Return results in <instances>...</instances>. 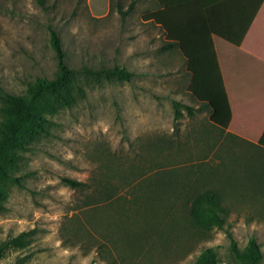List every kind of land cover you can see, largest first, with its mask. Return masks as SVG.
Returning <instances> with one entry per match:
<instances>
[{
  "label": "rangeland",
  "instance_id": "1",
  "mask_svg": "<svg viewBox=\"0 0 264 264\" xmlns=\"http://www.w3.org/2000/svg\"><path fill=\"white\" fill-rule=\"evenodd\" d=\"M117 1L123 10L135 1L124 20L116 12ZM0 3V92L21 94L36 79H52L56 66L49 30L57 33L70 67L116 66L132 74L129 82L90 85L85 99L46 115L48 133L24 153L16 181L0 183V245L30 234L25 246L3 248L0 264H106L94 241L84 245L74 240V222H84L77 210L81 196L61 178L91 184L102 177L110 182L113 176L115 198L130 199L159 173L184 177V184L176 186L184 189L177 197L172 188L166 189L161 209L167 208L156 231L162 235L142 242L134 256L117 251L107 235L101 238L115 261L120 253L129 259L117 264H194L209 247L220 264H238L224 231H195L185 220L189 188L200 191L207 185L223 195L226 227L236 247L243 249L254 240L261 256L258 264H264V181L254 184L248 172L252 166L233 170L231 162L233 156L244 161L246 153L264 163V154L241 142H223L225 135L221 138L210 127L204 113L188 117L182 110V118L173 120V101L194 110L198 106L186 91L184 59L177 50L161 51V29L143 19L154 10L147 0H44L45 9L36 0ZM226 144L232 148L229 158L223 151ZM123 176L128 178L124 183ZM169 219L175 220L171 228Z\"/></svg>",
  "mask_w": 264,
  "mask_h": 264
},
{
  "label": "trees",
  "instance_id": "2",
  "mask_svg": "<svg viewBox=\"0 0 264 264\" xmlns=\"http://www.w3.org/2000/svg\"><path fill=\"white\" fill-rule=\"evenodd\" d=\"M153 1L158 4V8L146 13L143 19L161 29L165 38L164 44L160 47L161 51L177 50L184 59L185 69L189 75L186 91L198 106L194 110L191 106L173 101V120L182 118V110L188 117H193L195 113L206 112L209 123L218 130L220 137L223 138L225 135L223 142H241L264 154L263 148L243 141L235 135L225 134L230 121V109L204 16V9L219 0L187 1L172 6L164 0ZM36 2L45 9L44 0H36ZM134 4L135 1H132L128 8L123 10L120 1H117L116 12L122 20L131 13ZM49 41L56 66L52 79H36L27 84L21 94L0 92V183L16 181L15 172L19 170L24 153L43 134L48 133L46 115H57L85 99L86 89L90 85L100 86L104 82L131 80L130 72L116 66L98 69L83 66L74 69L67 63L61 41L54 30H49ZM230 150H232L231 146L226 144L223 151L228 158ZM253 157L254 155L245 153L244 161H241V156H233L231 162L234 166L233 170L237 165L245 168L246 165L252 166L248 172H251L253 183L257 184L261 180L264 181V163L250 159ZM226 166L223 165L221 168L225 169ZM197 167L203 170V165ZM256 170L260 172L257 173ZM111 178L113 180V176ZM104 179L105 177H102L88 184L67 177L61 178L64 186L79 192L81 196L82 205H77V210L83 212L84 222L76 220L71 231L73 234H78V238L74 240L81 244L94 241L97 244V255L106 264H117V260L121 263L128 262L129 259L123 257L122 253L134 256L135 251L140 250L138 248L142 242L152 237L157 240L161 237V231L157 233L156 231L164 219L160 215L165 213L167 208L161 209L163 199L167 200L164 195L166 189L172 188L175 196V193L184 189V187L176 188L177 184L183 185L185 180L184 177L178 180L174 175L159 173L145 181L143 193L140 194L141 190L134 191L130 199H126L115 198L118 188L112 184V180L109 182V179L105 181ZM127 179L123 176L120 181L124 183ZM207 186L200 191L196 190L197 188H189L183 213L187 224L195 231L211 229L224 231L229 241L230 252L238 264H258L261 256L255 241L249 240L243 249L236 247L226 227L228 209L223 205V195L215 187ZM99 204L102 205L98 206ZM105 204L108 206H104ZM174 223V219H169V228ZM166 228L167 225L164 229ZM29 235L28 232H24L8 239L0 245V251L7 246H25ZM106 235L112 240L117 251L122 252L117 253L116 261L113 254L106 253L101 239ZM62 240L68 241L66 238ZM194 264H220V261L216 250L209 247L198 254Z\"/></svg>",
  "mask_w": 264,
  "mask_h": 264
},
{
  "label": "crops",
  "instance_id": "3",
  "mask_svg": "<svg viewBox=\"0 0 264 264\" xmlns=\"http://www.w3.org/2000/svg\"><path fill=\"white\" fill-rule=\"evenodd\" d=\"M204 16L230 109L225 133L264 149V0H219Z\"/></svg>",
  "mask_w": 264,
  "mask_h": 264
}]
</instances>
